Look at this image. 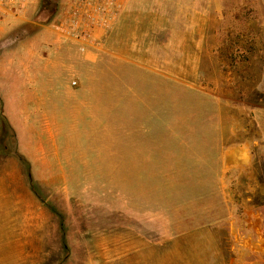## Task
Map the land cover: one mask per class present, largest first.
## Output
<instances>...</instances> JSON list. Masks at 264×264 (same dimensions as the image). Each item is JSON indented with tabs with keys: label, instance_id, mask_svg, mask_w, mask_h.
<instances>
[{
	"label": "rangeland",
	"instance_id": "rangeland-1",
	"mask_svg": "<svg viewBox=\"0 0 264 264\" xmlns=\"http://www.w3.org/2000/svg\"><path fill=\"white\" fill-rule=\"evenodd\" d=\"M69 1L0 44V189L38 264H264L223 165L264 141V0H129L98 47L56 34Z\"/></svg>",
	"mask_w": 264,
	"mask_h": 264
},
{
	"label": "crops",
	"instance_id": "crops-1",
	"mask_svg": "<svg viewBox=\"0 0 264 264\" xmlns=\"http://www.w3.org/2000/svg\"><path fill=\"white\" fill-rule=\"evenodd\" d=\"M128 3L129 0L128 2L126 0L125 11ZM33 4L34 0H0V32L4 33L0 44L14 36L16 32L23 34L28 28L39 26L36 20L40 14L41 7L35 19L29 18ZM5 28L7 29L4 31ZM39 30L37 29L30 35ZM56 34L67 40L58 31H56ZM252 144H255V147L258 148L255 157L248 144L245 149L241 148L225 154L223 159V165L225 166L224 177L227 176L230 180H234L236 174H238L247 181V194L252 195L256 192V196L263 198L260 202L262 203L261 210L264 211V141H256ZM4 148L7 149L6 146ZM17 154L15 155L16 160ZM7 176L11 177L13 175L7 172L3 175L0 174V181L6 180ZM252 180L255 182L253 187L249 183ZM16 190H12V192ZM30 194L33 196V191ZM7 198L8 192L0 189V264H38L39 238L34 234L32 218L28 215V212L23 216H17L15 206L18 205L9 208ZM19 206H23V203L21 204L20 202ZM26 208L28 209L29 206H26Z\"/></svg>",
	"mask_w": 264,
	"mask_h": 264
},
{
	"label": "built area",
	"instance_id": "built-area-1",
	"mask_svg": "<svg viewBox=\"0 0 264 264\" xmlns=\"http://www.w3.org/2000/svg\"><path fill=\"white\" fill-rule=\"evenodd\" d=\"M126 0H70L58 32L67 40L88 46H103L116 28Z\"/></svg>",
	"mask_w": 264,
	"mask_h": 264
},
{
	"label": "trees",
	"instance_id": "trees-1",
	"mask_svg": "<svg viewBox=\"0 0 264 264\" xmlns=\"http://www.w3.org/2000/svg\"><path fill=\"white\" fill-rule=\"evenodd\" d=\"M58 2L59 0H42L41 11L36 20L39 25H47L52 21L58 12ZM31 28L30 34L37 30V27Z\"/></svg>",
	"mask_w": 264,
	"mask_h": 264
}]
</instances>
